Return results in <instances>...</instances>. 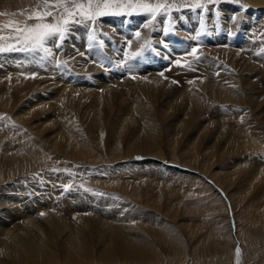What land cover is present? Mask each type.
Returning a JSON list of instances; mask_svg holds the SVG:
<instances>
[{
    "label": "rangeland",
    "instance_id": "374dc122",
    "mask_svg": "<svg viewBox=\"0 0 264 264\" xmlns=\"http://www.w3.org/2000/svg\"><path fill=\"white\" fill-rule=\"evenodd\" d=\"M241 1H243V0H91V7H89V0H35L31 3H29L27 5L28 7L24 6L23 8H20V10L16 9L17 11L14 9L13 10L0 9V49H2V51H0V70H2V72L0 71V76H2V75L4 76L3 80L0 79V123H1L0 124V131H1L0 137L4 138V142L3 143L0 142V166H1L0 167V196L5 198V200H6L5 203L12 202V200H13V203L19 207L20 205H24V202L25 203L27 202V206L29 207V209H37L36 212L40 213V212L44 211L43 213H45L44 209L51 208L49 205L50 202L51 203L54 202L55 203L54 205H56V201H58L59 199H64V198H58L59 194H62V195L64 193L66 194V193H68L67 192L68 190H69V192H78V195H80L82 199L81 198L78 199L76 197L70 198V196H68L67 198L64 199V201H72L73 204H78L80 199L83 201H89V203L87 202L88 209H87V211L84 212L86 215L95 214L98 216V213H95V210L93 208L96 207L97 209H101L102 211L104 210L102 207L98 206V204L102 205L106 211L110 210L108 212L113 211L115 208L123 209V210L118 209V211L121 213V215L119 217H121V220H124L123 222L125 224L124 225L125 232L127 230L126 234L129 233L131 235L132 233H136V234L141 235L145 231V230L143 231V229L141 228L142 224L152 220V218H155L158 221L160 220L164 224H168V225L170 224L169 226H171V228L173 229V237L176 236V234H177L176 232L181 234V236H184L185 240L183 239V241H185V242H183V243L186 246V248L188 247L187 249L185 248L186 250H184V251H186L185 254L189 253V255H191L192 254V248H194L196 246H200L201 242L203 241V238L206 236V234H208V236L209 235L214 236L215 237L214 239L216 240V242L221 241L225 246H223L221 248V247H218L219 244L217 245V243H216L217 246H215V251L213 252L215 257L213 254L208 253L209 255L206 256L207 259L205 258L204 260L209 261V259L214 257V259L216 261H218L219 258L220 259L222 258L223 253H225V252L227 253L229 251L228 253L232 254L234 260L237 259V260H235L236 262H240L243 264H247V263L248 264L249 263H251V264H263L264 263V206H263L264 205V170H263L264 169V110H263L264 104L259 103L257 105V107H255L254 103L250 104L251 101H248V103H247V101H245L244 103L242 102V104H243L242 109L239 110V112H233V111H229V110L227 111V109H229L228 108L229 104L221 103L220 101H222V100L219 99L220 95H218V94H210L209 95L206 92H203L201 90H200L201 92L199 91L198 94L201 96L205 95L202 97L205 98L206 101H210L211 102L210 105H205V106L200 107L199 105L194 106V105H191L190 103L188 104L187 102H183V101H185V98L184 99L181 98V95L184 94L185 92H187L189 90L188 88L195 87L196 85L193 83L191 85L188 84L189 85L188 86L186 84V82L190 83V80L184 81L183 78H181L182 77L181 75L180 76H178L176 74L172 75L173 73L169 72L176 65L175 64L176 63V57L178 55H179V57H180V55H182V57L184 59L183 62L179 63V64H181V67H182L181 69L183 70V72L185 71V73L191 72L193 75L192 76L193 81L195 79L201 80L202 78H204V80L206 79L207 81H209L208 84L210 85L213 81V78H214L213 76H215V75L219 76L223 71H225L228 68V64L221 66L220 67L221 69L217 70V74H216V71H214L212 69V65H211V62H209V59H207L205 56L203 57L204 53H199L198 51H201L203 46L204 45L206 46V42L207 41L209 42V40H211V42L214 41L216 43L220 40H223L225 42V43L222 42L223 46L226 44L224 46V48L226 47L227 49H229L230 47L234 48V46H235V48L237 50V49H241V47L243 48V46H242L243 43H245V45H246L247 40L250 39V36L252 33L254 34L256 26L259 22H257L256 20H252L251 27H248L247 29L245 28V30L241 28V25H239L237 33L241 34L240 35L241 37L240 36L238 37L239 39H241V43L240 44H238V43L234 44V43H230V41H232V39L229 40L230 37H228L226 35L225 30H227L228 26L223 25V23H220L219 22L220 18H216L218 13L220 14V16H222L223 7H225L226 12H230V13H235V11L238 10V9H236L234 11L232 8L230 9L231 6L240 7L243 9V7L246 3L241 2ZM257 1L259 2L260 0H257ZM236 2H237V4H236ZM106 3L109 5V7H107V8L104 7V5ZM259 3L264 4V0H261V2H259ZM145 4L150 5L151 8L156 9V11L153 12V11H150L148 9H145L144 7H141V5H145ZM229 4H231V5H229ZM77 5H83L84 7L79 8V7H77ZM157 5H160L161 7H159L157 9V7H156ZM168 6L170 7V9L168 8ZM202 6H203V8H202ZM228 7H229V10H227ZM26 9H27V11H26ZM208 9H209V11H208ZM203 10H204V13H203ZM225 11H224V13H225ZM68 12H71L72 15L69 16ZM82 12L91 14V19H89L87 15H81ZM98 12H102L103 14L97 15L96 13H98ZM191 12H192V14H191ZM20 13H21V15H20ZM193 13H194V15H193ZM144 15H145V17H144ZM163 15H164V17H163ZM209 15H210V17H209ZM173 16H174V18H173ZM184 16H185V18H184ZM83 18H84V20H83ZM195 18H196V21L198 20L196 23L197 24L196 26H194V24L192 23L195 21ZM215 18H216V20H214ZM161 19L164 20V22H165L164 27L166 28V30H167L166 32H168V34L170 36L173 34L174 35L180 34L179 28H177V26H179V25H180L179 27L184 26L183 27L184 36H182L176 42H173L171 40L170 41L165 40L168 38L164 36V32L162 31L163 29L161 30V23L158 21ZM183 19H184V21H183ZM185 19H187V20L185 21ZM65 21H67V23H65ZM99 21H100V23H99ZM147 21H148V23L149 22L151 23L150 32H149L147 42L141 47V49H140L141 51L139 50V52L141 53L140 54L141 56L138 55V56L132 57V55L130 56L129 52L127 51V49H129V45L131 44V40L129 37L134 35V33H136L137 30L142 29L143 26H141V25H145V23ZM201 21H202V23H201ZM226 21L228 22V20H226ZM83 22H86L87 24H92V25H90L91 28L94 29V27H96L98 32L102 31V32H100L101 35L96 34L97 38H99L101 40H106L109 38L110 47L114 48V46H115V48L113 49L114 50L113 56H115L114 60H113L114 61L113 73L116 74V78L114 80H112V83L114 85H119V87L117 88V91L119 94V96H117V99L122 100V102L121 101H119V102L124 103L128 106H129V103L131 104L133 101L140 102L143 100L144 102H147V103L151 102L152 104L150 103V105H149V103H148V105L151 106L152 109L153 108L155 109L154 110L155 113L156 112H159L160 114L162 113L161 114L162 116L159 113H156L157 115L155 114V116H154L155 118L153 119V121L156 122V126H157L156 128L159 130V136H160V140H159L160 147H159V149L162 148L164 151H166L170 155L174 154L175 156L171 155V157L172 158L175 157L173 159H176L177 161L180 159L179 160L180 164L178 165V163H177L176 165H174V164L170 165L165 160L164 161L159 160V161H162L166 165H169V167L173 166L172 168H174L178 171H181L185 174L189 173L190 174L189 178L180 172H178L176 174L175 173H167L166 174V173H163L162 171H160L158 169H155L153 171V169H152L153 167H150V166H149V168L146 166H142V165H137L138 167H135L136 165H135V163H133V166L134 165L135 166L132 167V165L127 164L128 162H126V163L119 162L122 159V157L121 158H115L117 155V152H119L120 150L121 151L123 150L122 145L124 148L127 145L129 137L133 133L132 130L135 129L134 125L129 126V128H127L126 134L124 135L126 138H123L125 140V141L123 140L124 144H122L121 147L119 148L120 150L117 151V149L115 150L114 147L111 146L113 143V140H111L112 138L109 135L110 129L106 130V128H105V130H104V129H99V128L93 126L92 122H90L93 119L88 120V118H85L84 120L85 121L87 120L88 124L84 120H81V123L83 124V129H85L84 131H87L86 133L84 132L85 135L87 134L86 135L87 138L89 139V136H90L93 139L95 138L98 140V142L96 144L99 148L97 146L96 147L92 146L91 147L92 155H89L90 157L88 159H86V162H93L92 164L94 165V166L93 165L91 166V171L89 173L79 171L80 168L78 167V165L80 163L83 164L82 162H80V160L72 159L70 156L67 155L66 157L68 158V161H66L67 158H65L62 155V151L51 150L50 153L48 154V156L46 155V156L42 157V160H40L37 163L33 160V158L25 156L22 153V151L16 147L17 142L15 143L14 141H12V139L14 137H16L15 133L18 132L19 128L23 129L24 131H26V130L30 131L31 129H33L32 126H34L36 123H39L40 121L46 120V118L48 116H49V119L52 120L53 123H57L58 125L60 124V121L57 119V117H54L57 115L56 109L51 110L52 108H51V106H49V105H51V103L53 105V101H51V100H53L52 98H55L58 95L51 94L49 92H52V87H56V85H58L57 84L58 79L60 77H63L62 74L67 72V70H66V68H63L64 71L61 70L59 74H55V73L51 72V70L50 71L47 70V73H46L47 68L45 66H43V64L44 65L47 64L48 59H52V57H53L52 55H55V49L53 50V47H56V45H60L64 41H65V43H68L67 33H68L69 29L72 30L71 27L75 26L76 23L82 24ZM95 22H96V24H95ZM171 22H174V23H171ZM218 22H219V24H218V26H216ZM38 23L39 24H49L50 23L52 25L58 26L60 28L63 36H64L63 40H60L58 38H50L49 40L45 39V41H44L45 43L43 44V47L45 46L46 48L52 50L51 55H49L47 52H45L43 50V48H41L35 42V40L25 38L27 36H34L35 35V33H30L29 29L35 28L36 24H38ZM167 23H168V26H167ZM97 24H99V25L102 24V26H99ZM213 24H215L216 27L215 26L213 27ZM170 25H171V27H170ZM110 26H111V28H113L114 31L110 28ZM219 26H221V27H219ZM206 27L210 31L206 30ZM108 28L113 31V34L115 35V37L110 38V36L112 34L109 35L108 32H105V30ZM156 29H159L158 32ZM175 29H177L178 31ZM215 32H216V34H215ZM221 32L223 33L222 35H224V36L219 37V34ZM201 33H202V35H201ZM65 34H66V36H65ZM125 34H127V35H125ZM190 34H191V36H190ZM208 35L210 37H207ZM121 36L124 37L125 39L122 38ZM188 36H190L191 40L189 39ZM204 38H207L208 40L205 41ZM51 39H53V40H51ZM188 39H189V43L188 42L186 43V41ZM50 40L52 42H50ZM244 40H246V42H244ZM46 41H47V44H46ZM97 41L99 43H101V41H99L98 39H97ZM128 41L130 42L129 44H128ZM55 42H56V44H55ZM69 43H70V45L73 44L72 42H69ZM126 44L128 46H126ZM228 44H230V45H228ZM232 44H234V45H232ZM97 45H99V44H97ZM186 45H187V48H186ZM211 45L212 46L213 45L219 46L220 44H211ZM100 46H101V44L99 45V47ZM177 46L180 49L179 52H176L174 50L175 47H177ZM208 46L210 47V45H208ZM101 47L103 49L105 48L104 46H101ZM9 48H10V50H9ZM14 48L17 50H15ZM59 48H60V46L57 47V49H59ZM88 48L89 47H87V45L82 46V48L80 47L81 51L77 52L78 56L81 55L83 52L84 53L82 55H84V56L87 55V53H89ZM118 48H119V50H118ZM158 48H159V50H156ZM193 48L196 49V54L194 56L188 55V53H190ZM38 49L41 51H39ZM20 51L22 54H31V52H32V55L34 53V55H36L37 57H40L38 59L40 62L39 63L40 67L37 68V70H36V65L32 62V64L34 65L33 69L31 67V68L26 69L22 73L18 72L17 67H16L17 63H21L22 61H20V60L16 61L15 60V57H16L15 54H16V52H20ZM36 52H38V54H36ZM58 52L60 53V51H58ZM58 52L56 50V54H59ZM161 54H163L164 56ZM38 55H40V56H38ZM44 55H45V57H44ZM153 55H154V57H153ZM239 55H240L239 57L242 59L241 61H243L242 65H245L248 69H251L253 71L252 73H254V71H255V73H261V74L264 73V65H263L264 63L259 62L258 60H256L252 56H249V55L247 56V54L243 55L242 52H240ZM189 56L191 58L193 56L194 59L189 58ZM86 57L87 56H85L84 58H86ZM211 57H212V55H211ZM201 58H202V61H201ZM250 58L253 60H250ZM4 59H6V60L4 61ZM189 59H191V60H189ZM57 60H58V63H57ZM57 60H56V65H57L56 68H60L61 65L59 64L60 63L59 60H61V59H57ZM9 61H11V62H9ZM254 61L256 63V66L253 64ZM93 62H95L98 65H101L98 63V61L93 60ZM142 62H143V64H142ZM178 62L179 61L177 60V63ZM194 63H195V65H194ZM260 63H262V65ZM115 64H116V66H115ZM127 64H129L130 66ZM219 65H220V63H219ZM219 65L218 66L216 65L215 68L219 67ZM126 66H128V67L126 68ZM152 66H155L157 68V70H155V71H157V72L162 71L163 73H164L163 70L167 67L166 71H167V74H169L168 76H170V77H168L169 83L168 84L165 83L167 86L165 84H162V85L159 84V85H157L156 89H152V88L144 86L143 79H144V77L148 79L149 76L152 75L151 74L152 71L149 70ZM65 67H67V65ZM189 67H191V68H189ZM230 67L231 66H229V68ZM6 68L9 70H7ZM138 68L141 70H139ZM223 68H225V69L223 70ZM259 68L261 69V72H260ZM202 69H203V71H202ZM5 70H6L7 75L4 72ZM39 70H41V71H39ZM211 70H213V71H211ZM220 70H222V71H220ZM262 70H263V72H262ZM35 71H36V73H35ZM38 71H39V73H38ZM42 72H44V73H42ZM93 72L94 71H90L89 73L84 74V76L89 79V82L91 81L92 76L95 75V74H93ZM31 73H33V74H31ZM10 74H11V76H10ZM48 74L51 75L52 79L49 77L50 75H48ZM71 74L68 73V76H71ZM240 75H238V79H236V84L237 85L240 84V86H239L240 88H238V91L235 90L236 91L235 92L234 89L233 90L225 89L226 91L223 90V93H225V95L232 96L233 100H228V101H238V99H240L241 95L242 96L245 95V94H243V91H242V85L243 84H242V81L240 79V78H243V80H244L245 76H244V74H240ZM5 78H7V79H5ZM48 79H50L51 81ZM8 80L9 81L11 80L10 84L8 83L9 82ZM141 80H142V82H141ZM15 81H18L19 83L15 82ZM42 81H44V82H42ZM254 81L258 82L256 79H254L252 82H254ZM6 82L9 86L6 85ZM13 82H15L14 85H13ZM40 82L42 84L44 83L46 86L44 84L40 85L41 84ZM91 82H90V84H91ZM24 83H25V85H24ZM11 84L13 85V87H11L12 86ZM15 85L17 87H15ZM60 85H61V88H58V90H56L57 94H58L59 90H62V88H63L62 83ZM39 86H42V87H39ZM91 86H92V84H91ZM249 86H251V85H249ZM137 87L138 88L140 87L139 90L146 91L145 95H140V97L136 96L134 93L136 92V89L138 90ZM152 90H156V91L160 92V94H158V98L157 97H153V98L151 97V91ZM257 90L264 92V80L258 86ZM8 91L11 94V96L8 93ZM233 91H234V93H233ZM132 92H134V93H132ZM226 92H228V93H226ZM39 93H40V95H38ZM17 94H18V96H17ZM141 94H142V92H141ZM35 95H36V97H35ZM47 95H48V97H47ZM49 95H52V96L49 97ZM134 95H135L136 99H133ZM41 96L44 99L46 98L45 100L47 102L49 101L48 102L49 105L47 103H45L46 101ZM143 96H145V97H143ZM222 96H223V94H222ZM14 98H16V99L14 100ZM17 98H19V99H17ZM234 99H236V100H234ZM3 100L4 101L6 100V102H4ZM9 100H11V101H9ZM7 101H9L11 103L7 104ZM29 101H31L32 103ZM186 101H189V100L186 99ZM214 101H215V103H214ZM16 102H17V104H16ZM27 102H29V103L27 104ZM1 103H2V105H1ZM33 103L36 104V106L33 105ZM212 104H213V106H211ZM26 105L29 108H27ZM14 106L16 108H14ZM208 106H211V107H208ZM4 107H5V109H4ZM36 107H37V109H35ZM48 107H49V109H48ZM65 107H66V109H70L69 106H67L66 104H65ZM168 107H169V110L167 109ZM218 107H220L224 110H221ZM217 108H218V110H217ZM14 109L17 110L18 112L17 111L13 112ZM26 109L28 112L25 111ZM44 109L46 110V112ZM35 110H37V111H35ZM41 111L43 112V114H40ZM160 111H162V112H160ZM25 112H27V113H25ZM30 112H33V113H30ZM38 114L40 115V117ZM51 114H54V115H51ZM64 114H66L65 119L67 120V116L69 114L67 112H64ZM168 114H170V115L168 116ZM235 114H237V116ZM18 115L19 116L22 115L23 119H22V117H19ZM24 115H26L29 119L27 120V117ZM165 116H167V117H165ZM190 117L192 120L190 119ZM11 118H13L14 122H12V120H10ZM60 119H61V123L63 124V121H65V119L64 118H60ZM58 121H59V123H58ZM185 121H187L188 123ZM65 123H66V125L68 124L67 125L68 128L72 127L71 128V131H72L73 130L72 124H70V122L67 123V121H65ZM89 124H90V126H89ZM91 124L93 127L92 129H91ZM224 124H226V125L224 126ZM183 127H185V128H183ZM235 128L237 130L236 132H235ZM239 128H241L243 130H241ZM182 129H185V130H182ZM186 129H188V130H186ZM227 129L230 131L228 132ZM198 130H199V132H198ZM239 130H241V131L239 132ZM66 131H68L66 133H69V134L71 132V131H69V129ZM91 131L93 133H91ZM81 132H82V130H81ZM94 132L96 134H94ZM134 132H136V131H134ZM219 132L221 133V136H220ZM223 132H226V134ZM10 133H12L11 136H10ZM100 133L103 135H100ZM107 133H108V135H107ZM234 133L236 136L233 135ZM239 133L240 134L242 133L241 135H244V136L241 137V135H239L240 138H238ZM46 134H47V130H45L43 132L42 137L45 138ZM127 134H129V136H127ZM6 135L8 138L6 137ZM93 135L96 137H94ZM105 136H106V138H105ZM194 137H196V138L194 139ZM225 137H227L229 139H227ZM233 137H234V139H233ZM245 137H246V140L244 139ZM249 137H250V140H249ZM230 139H231V142H229ZM10 140L12 142H10ZM85 140H86V137H85ZM126 140H127V142H126ZM219 140L221 141V143ZM7 141L10 143H8ZM239 141H241V143ZM106 142H107V144H106ZM214 142H217V143H214ZM11 143H13V144H11ZM14 143H15V145H14ZM201 143H203V145ZM228 143L230 144V146L227 145ZM103 145H105L104 147L107 146L106 150H105V148H102ZM173 145H175V146H173ZM213 145H215V146H213ZM195 146H196V148H195ZM227 146L229 148H227ZM242 146H245V147L242 148ZM110 150H112V151H110ZM53 151H54V153H53ZM109 152H111V153L113 152L112 154H114V152H115V157H114V155L111 156V154ZM106 153L107 154L109 153V154L107 155ZM121 154L123 155V152ZM146 155L142 154V156L140 155V156H137L135 158H132L133 159L132 161L138 162V163H143L144 161H148L147 158L145 159ZM127 158H128V156H127ZM127 158H125V160ZM192 158H194V160H193L194 163L191 160ZM69 159H72L74 161L73 162V163H75L74 165H77V164L78 165L73 166V163L71 161L69 162ZM167 159H169V158H167ZM102 160H104V161H102ZM122 160H124V159H122ZM64 161H65V163H64ZM155 162H157V161H155ZM181 162L187 163V164L192 163V164H194V166L196 165L197 168L200 170H198L199 172H192L188 166L186 168L185 165H183V164L181 165ZM95 163H96V167H95ZM43 164H45V166ZM122 166H124V167H122ZM76 167H78V168H76ZM140 169H142V172ZM229 169L232 171L231 172L232 174L230 175L231 182H228V187H229V189H228L224 184L223 185L220 184L218 182L219 178L217 180L216 179L217 177H215L214 175H215L216 171L220 170L219 174L221 175V173H223L222 175L224 176V174H226V171H229ZM147 170L149 172H147ZM260 172L262 174L261 176H260ZM65 173H66V176H65ZM50 174L54 175V177L51 178ZM195 174L197 176H195ZM204 174H207L208 177L210 176L213 181L210 179V177L208 178ZM174 175H175V177H174ZM198 175H199V177H198ZM40 176H43V177H41V179L42 180L44 179L43 181L45 183L43 181H42L43 184H40L41 182L37 183L40 180V178H39ZM192 176H194L195 179ZM56 177H58L57 178L58 181L55 180ZM196 177H197V179H196ZM199 179L200 180L202 179V181L203 180L204 181L202 182ZM163 181H164V184H163ZM183 181H184V183H183ZM48 182H50V183H48ZM111 182H113V183H111ZM116 182H117V184L119 183L118 185H120V186H118V188H113L112 185ZM193 183H194V185H193ZM198 183H199V185H198ZM202 183H203V185H202ZM215 183H216V185H215ZM217 183H219L218 185L223 186L222 190L219 188ZM108 184H110V185H108ZM123 184H128V188H126ZM39 185H41V186H39ZM53 185H55V186L53 187ZM161 185L166 186V192L162 191ZM206 185L209 186V187H207V189L205 188ZM123 186H124V188H123ZM38 187H40V188L42 187L44 191L38 189ZM154 187H155V189H154ZM167 187H168V189H167ZM172 187L174 189H172ZM225 187H226V189H225ZM9 190H11V191H9ZM61 190L64 193H61ZM13 191H14V193L12 196L11 192H13ZM157 191L159 192V194L160 193H167V195L166 194L163 195L162 198L165 197L164 201H166V202L170 201L172 203V201H173V203H175L173 208H172L173 204L169 203V205L171 206L172 209H170L168 204H167V206H168L169 210L168 209L164 210L163 204L158 206V207L162 206L161 209L159 208V210H157L155 208L154 200L157 197H159V194L157 193ZM229 192H231V194H233V197L228 196V195H230ZM179 193H181L183 195V197ZM25 194H28L29 196L25 195ZM48 194H49V196H48ZM171 194H172V196H171ZM68 195H70V193H68ZM71 195H72V193H71ZM184 195H185V197H184ZM14 196L16 198H19V199H16ZM65 196H67V195H65ZM203 197H204V199H203ZM167 198H169L168 201H167ZM209 198H210V200H209ZM36 199L38 200V202L36 201ZM73 199H74V201H73ZM92 199H94V200H92ZM232 199L235 201H231ZM176 201H177V203H176ZM203 201H205L206 204H204L205 202H203ZM93 202H95L96 205ZM233 202H235L236 206L233 205ZM93 204H94V206H92ZM176 204H177V206H176ZM198 204L199 205L201 204V206H199ZM47 205H49V206H47ZM65 205L66 204L61 205L62 207L59 206L61 208V210H59L58 212L61 215H63V217H66L70 222L78 221L79 217L81 216V213H79V211H77V210H75V211H73L71 209L69 210V208H68L70 206L69 202L67 203L66 207H65ZM105 205H107V208ZM110 205H113V210H112ZM225 206H226V208H225ZM37 207L40 209H38ZM42 208H44V209H42ZM97 209H96V211H97ZM176 209H178V212H176L177 216L173 217L172 216L173 210H176ZM7 210L8 209H6V211ZM233 210H236V212ZM235 213H236V215H235ZM149 225H150V227H152L154 229H156V227H158L156 225L155 226L154 225L151 226V224H149ZM141 229H142V231L140 232ZM145 229H146V227H145ZM237 231H238V233H237ZM254 233L258 234V236H259L258 237L259 239L256 241L254 239H252V236L255 235ZM259 234H262V235L260 236ZM106 236L107 235H105L104 233L98 234V235L94 234L93 237H91V239H90L94 243L91 242L90 244H92L94 249H96V250L99 248H101L102 250L103 249L108 250L109 247L106 245V242H107L109 236H107V237ZM173 237L169 235V239L172 241H173ZM200 240H201V242H200ZM173 242L177 243L176 240H174ZM62 251H64L63 248H61V247L57 248V252L61 253ZM216 252H217V254H215ZM113 253H114L113 254L114 258H119L121 256V255H119L118 252H113ZM95 255L96 256L93 255V257H95L97 259L98 258L101 259V256L99 257V255H97V254H95ZM257 255H259V257H256ZM261 255L263 256L262 259L260 257ZM204 260H202V261L205 262Z\"/></svg>",
    "mask_w": 264,
    "mask_h": 264
},
{
    "label": "bare ground",
    "instance_id": "6f19581e",
    "mask_svg": "<svg viewBox=\"0 0 264 264\" xmlns=\"http://www.w3.org/2000/svg\"><path fill=\"white\" fill-rule=\"evenodd\" d=\"M33 1H35V0H0V9H3V10H5V9L6 10H13V9L16 10V9H19L20 10V8H23L24 6H27L29 3L33 2ZM241 2H245L247 4V5L246 4L244 5L243 9L240 8V7L231 6L230 9L232 8L234 11L236 9H238V10H236L235 13H230V12H226L225 11V7H223V9H222V11H223L222 16H220V14L218 13V15L216 17V18H220L219 19V22L220 23H223V25H227L228 26L227 27V30H225V29L224 30L226 31V35L228 37H230L229 40L232 39V41H230V43H234V44H237V43L240 44L241 43V39L238 38L241 34L237 33L238 28H239L238 27L239 25H241V28L245 30V28L247 29L248 27H251L252 20H256L259 23L256 26V29H255L254 34L253 33L251 34L250 39L247 40V42H246V40H244V42H246V45H245V43H243V45H242L243 48L241 47V49H237L236 50L235 46H234V48L233 47H230L229 49H227L225 47L226 48L225 49L224 46L226 44L223 46V43H222V42H224L223 40H220L217 43L214 42L213 40H212L213 42H211V40H209V42L208 41L206 42V46L204 45L203 48L201 49V51H198L199 53H204L203 57L205 56L207 59H209V62H211V65H212V69L214 71H216V74H217V70L221 69L220 68L221 66H223L225 64H228V68L225 71H223L222 73L220 72L221 74L219 76H216V75L213 76L214 78H213V81H212V83L210 85L208 84L209 81H207L206 79L204 80V78H202L201 80L200 79L199 80H196L195 79L193 81L192 80V76H193L192 73L191 72L190 73H185V71L183 72V70L181 69L182 67H181V64H179V63L183 62V60H184L183 57H182V55H180V57H179V55L176 57V63H175L176 65L169 72L170 73H173L172 75H174V74H176L178 76L181 75L182 76L181 78H183L184 81L190 80V83H187L186 82L187 85L188 84L191 85V84L194 83L197 86V87L195 86V87L188 88L189 90L187 92H185L184 94L181 95V98H183V99L185 98V101H183V102H187L188 104L190 103L191 105H194V106L199 105L200 107L205 106V105H210L211 102L210 101H206L205 98L202 97V96H205V95H202L201 96V95L198 94V92L201 90L203 92H206L209 95L210 94H218V95H220L219 96L220 97L219 99L222 100L220 102L221 103H227V104H229V106H228L229 109H227V111L229 110V111H233V112H239V110L242 109V105H243L242 102L244 103L245 101H247V103H248V101H251L250 104H253L254 103V106L255 107H257V105L259 103L264 104V92L263 91L261 92V91H258L257 90L258 86L264 80V73L263 74H261V73H255V71H254V73H252L253 71L251 69H248L245 65H242L243 61H241L242 59L239 57L240 56L239 53L242 52L243 55L244 54H247V56L248 55L249 56H252L256 60H258L259 62L264 63V4L259 3V2H261V0L259 2L257 0H243ZM236 4H237V2H236ZM229 5H231V4H229ZM168 8L170 9L169 6H168ZM202 8H203V6H202ZM227 10H229V7L227 8ZM26 11H27V9H26ZM208 11H209V9H208ZM224 11H225V13H224ZM21 13H20V15H21ZM203 13H204V10H203ZM191 14H192V12H191ZM193 15H194V13H193ZM174 16H173V18H174ZM144 17H145V15H144ZM163 17H164V15H163ZM209 17H210V15H209ZM184 18H185V16H184ZM216 18L214 20H216ZM83 20H84V18H83ZM186 20L187 19H185V21ZM226 20H228V22ZM158 21L161 23V30L163 29L162 31L164 32V36L168 38V39H165V40H169V41L171 40L173 42H176L182 36H184V34H183L184 33V29H183L184 26L183 27H179L180 25L177 26V28H179L180 34H178V35H174L173 34V35L170 36L168 34V32H166L167 31L166 28L164 27V25H165L164 20L161 19V20H158ZM183 21H184V19H183ZM197 21H196V18H195V21L192 22L194 24V26L197 25L196 24ZM219 22L217 23L216 26H218ZM85 23L86 22H83L82 24L76 23L75 26L72 25L73 26V27H71L72 30L69 29V31L67 33V41H68V43H65V41H64L63 43H61L59 45L60 46L59 49H57V45H56V47H53V50L55 49V55H52L53 56L52 59H48L47 64L44 65L42 63L43 66H45L47 68L46 69V73H47V70L48 71L51 70V72H53L55 74H59L60 71L63 70V68H66V70H67V72H65V73L62 74L63 77H60L58 79V83H57L58 85H56V87H52V92H49L51 94L58 95L57 97L52 98L53 100H51V101H53V105H52V103H51V105H49V103H48L49 101L47 102L45 100L46 98L44 99L41 96L46 101L45 103H47L49 106H51V108H52L51 110L56 109L57 115L54 116V117H57V119L60 121V124L58 125L57 123H53L52 120H50L49 119V116H48L46 118V120L40 121L39 123H36L34 126H32L33 129L30 128L31 129L30 131H27V130L24 131L23 129H20L19 128L18 132L15 133L16 134L15 135L16 137H14L12 139V141H14L15 143L17 142L16 147L18 149H20L25 156H28L30 158H33V160L35 162H37V163L40 160H42V157H44L46 155L48 156V154L50 153L51 150H58V151H62V155L65 158H67L66 156L68 155L72 159L80 160V162H82L83 164H81V163L79 165L77 164L78 167L80 168L79 171L80 172H88L89 173L91 171V166L93 165L92 164L93 162H86V159H88L90 157L89 155H92V153H91L92 152L91 147L92 146H95L96 147L97 146L96 143L98 142V140L95 139V138L93 139L90 136H89V139L87 138V136H86L87 134L86 135L84 134V132L86 133L87 131H84L85 129H83V124L81 123V120H84L85 118H88V120L89 119L90 120L93 119L92 121H90V122H92L93 126L99 128V129H104V130H105V128H106V130L110 129L109 130L110 131V134L109 135L112 138L111 140H113V143H112L111 146H113L115 150L117 149V151L120 150L119 148L121 147L122 144H124L123 143V140H124L123 138H126L124 135L126 134L127 128H129V126H133L134 125L135 126V129H133V130L136 131V132H134L132 130L133 133L129 137L128 143L125 146V148L122 145L123 150L122 151L120 150L119 152H117L116 157H115V152H114V154H112L113 152L112 153L109 152L111 154V156L114 155L115 158H121L122 157V159H124V160L121 159L119 162H124V163L128 162L127 164L128 165H132V167H134L135 165H136L135 167H138L137 165H142V166H146L148 168H149V166L150 167H153L152 168L153 171L155 169H158V170H160V171H162L163 173H166V174L167 173H175L176 174L178 172L183 173L181 171H178V170L172 168L173 166H170L169 167V165H166L162 161H159V160H163V161L165 160L170 165H172V164L176 165L177 163H178V165L180 164V162H179L180 159L177 161L176 159H173L175 157H173V158L171 157V155L175 156L174 154H171L170 155L169 153H167L166 151H164L162 148H161L162 150L159 149V147H160V144H159V140H160L159 130L156 128L157 127L156 126V122L153 121V119L155 118L154 117L155 114L156 113H159V112H156L155 113V111H154L155 109L154 108L152 109L151 106H149L151 102H148L149 103V105H148V103L147 102H144L143 100L140 101V102L133 101L131 104L129 103V106H128V105H126L124 103H121L122 102L121 99H117V96H119L118 91H117V88L119 87V85H114L112 83V80H114L116 78V74L113 73V70H114V61L113 60H114V57H115V56H113V53H114V50L113 49L115 48V46H114V48L110 47L109 38L106 39V40H101V39L97 38V35L98 34L101 35L100 32H102V31L98 32L96 27H94V29L91 28L90 25H92V24H87V23L85 24ZM99 23H100V21H99ZM171 23H174V22H171ZM201 23H202V21H201ZM95 24H96V22H95ZM97 25H99V24H97ZM150 25H151V23L150 22L148 23V21H147L145 23V25H141V26H143L142 29H139V30L136 29L137 30L136 33H139V36L138 37L136 36V33H134V35H132L130 37L128 36L130 38V40H131V44L129 45V49H127V51L129 52V55L130 56L134 52H139V50L141 49V47L147 42V39H148V36H149V32H150ZM99 26H102V24H100ZM167 26H168V23H167ZM214 26H215V24H213V27ZM170 27H171V25H170ZM219 27H221V26H219ZM110 28H111V26H110ZM111 29L113 30V28H111ZM111 29L108 28V29L105 30V32H108L109 35L112 34L110 36V38L115 37V35L113 34V31L114 30L112 31ZM156 30L158 32L159 29H156ZM175 30H177V29H175ZM206 30H208L207 27H206ZM208 31H210V30H208ZM215 34H216V32H215ZM222 34L223 33L221 32L219 34V37L224 36ZM125 35H127V34H125ZM201 35H202V33H201ZM65 36H66V34H65ZM190 36H191V34H190ZM190 36H188L189 39H190ZM207 37H210V36L208 35ZM122 38H124V37H122ZM97 39L99 41H101V43H99L97 41ZM189 39L186 41V43L187 42L189 43ZM204 39H205V41L208 40L207 38H204ZM51 40H53V39H51ZM51 40H50V42H52ZM69 42H72L73 44L70 45ZM46 44H47V41H46ZM55 44H56V42H55ZM97 44H99V45L101 44V46H104L105 48L103 49L101 46L99 47V45H97ZM128 44H129V41H128ZM211 44H220L221 46L220 45L219 46L218 45L217 46H214V45L212 46ZM234 44H232V45H234ZM84 45L85 46L87 45V47H89L88 48L89 49L88 50L89 53H87V55H85V56H87L86 58H84L85 56L82 55L84 52L81 55H79V56H78V53H77V52L81 51L80 47L82 48V46H84ZM208 45H210V47ZM228 45H230V44H228ZM126 46H128V45L126 44ZM44 48H46V47L44 46L43 49ZM186 48H187V45H186ZM9 50H10V48H9ZM15 50H17V49H15ZM56 50H57V52L60 51V53L58 52L59 54H56ZM118 50H119V48H118ZM156 50H159V48L156 49ZM174 50L176 52H179L180 51V49H179L178 46L175 47ZM39 51H41V50H39ZM36 54H38V52H36ZM15 55H16V57H15V60L16 61H19V60L22 61L21 63H17V66H16L17 67V71L20 72V73L24 72L26 69L31 68V67L33 69L34 65L32 64V62L36 65V70H37V68L40 67L39 66V63L40 62L38 60L40 57H37L36 55H34V53L32 55V52H31V54H22L21 51H20V52H16ZM161 55H163V54H161ZM188 55H189V53H188ZM211 55H212V57H211ZM38 56H40V55H38ZM44 57H45V55H44ZM132 57H133V55H132ZM153 57H154V55H153ZM189 58H191V57L189 56ZM202 58H201V61H202ZM251 58H250V60H253ZM57 59H61V60H59L60 61L59 64L61 65L60 68H56L57 67V65H56V60ZM191 59H194V57L192 56ZM191 59H189V60H191ZM5 60L6 59H4V61ZM93 60L98 61V63L101 64V65L96 64L95 62H93ZM177 60L179 61L178 63H177ZM9 62H11V61H9ZM57 63H58V60H57ZM219 63H220V65H219ZM262 63H260V64L262 65ZM142 64H143V62H142ZM253 64L256 66L255 61H254ZM66 65H67V67H65ZM127 65H129V64H127ZM194 65H195V63H194ZM216 65L217 66L219 65V67L215 68ZM115 66H116V64H115ZM229 66H231V67L229 68ZM127 67L128 66H126V68ZM189 68H191V67H189ZM166 69H167V67L163 70L164 73L162 71L161 72H157V71H155V70H157V68L155 66H152L149 69L150 71H152L151 72L152 75L149 76L148 79L145 78V77L143 79L144 86L149 87V88H152V89H156L157 85H159V84H161V85L162 84H165V83L168 84L169 83L168 77H170V76H168L169 74H167ZM224 69L225 68H223V70ZM7 70H9V69H7ZM139 70H141V69H139ZM213 70H211V71H213ZM0 71L2 72V70H0ZM39 71H41V70H39ZM39 71H38V73H39ZM90 71H94L93 74H95V75L92 76V79H91L92 82L90 81L91 84H92V86H91V84L89 82V79L84 76V74L89 73ZM202 71H203V69H202ZM220 71H222V70H220ZM4 72L6 73V70ZM260 72H261V69H260ZM262 72H263V70H262ZM35 73H36V71H35ZM42 73H44V72H42ZM68 73L69 74L72 73L71 76H68ZM31 74H33V73H31ZM240 74H244V76H245L244 77V80H243V78H240L239 77L241 79V81H242V84H243L242 85V91H243V94H245V95L244 96L241 95L240 96V99H238V101H228V100H233L232 99V96L225 95V93H223V90H225V89L233 90L234 89V91L235 90L238 91V88H240L239 87L240 84L239 85L236 84V79H238V75H240ZM6 75H7V73H6ZM48 75H50V74H48ZM2 76H0V79L1 80H3V78H4V76L3 77ZM10 76H11V74H10ZM49 77L51 78V75ZM5 79H7V78H5ZM254 79H256L258 82H255V81H254L255 83L252 82ZM48 80H50V79H48ZM10 81L8 82L9 84H10ZM15 82L19 83L18 81H15ZM15 82H13V85L15 84ZM42 82H44V81H42ZM141 82H142V80H141ZM25 83H24V85H25ZM61 83H62L63 88H62V90H59V92L57 94V91L56 90H58V88H61V85H60ZM43 84L41 83L40 85H43ZM6 85L9 86L7 84V82H6ZM13 85L11 87H13ZM249 85H251V86H249ZM15 87H17V86L15 85ZM39 87H42V86H39ZM139 88H138V90L136 89V92L135 93L134 92H132V93H134L138 97H140V95H145L146 91L139 90ZM234 91H233V93H234ZM141 92H142V94H141ZM8 93H9V91H8ZM226 93H228V92H226ZM158 94H160L159 91H156V90H152L151 91V97L152 98L153 97H157L158 98ZM222 94H223V96H222ZM38 95H40V93ZM135 95H134V98L133 99H136L135 98ZM10 96H11V94H10ZM17 96H18V94H17ZM51 96L52 95H49V97H51ZM35 97H36V95H35ZM47 97H48V95H47ZM143 97H145V96H143ZM15 99L16 98H14V100ZM17 99H19V98H17ZM186 99L189 100V101H186ZM234 100H236V99H234ZM9 101H11V100H9ZM9 101H7V104H10L11 103ZM119 101H121V102H119ZM4 102H6V100ZM29 102H31V101H29ZM29 102H27V104ZM2 103H1V105H2ZM214 103H215V101H214ZM16 104H17V102H16ZM65 104L67 106H69L70 109H66ZM33 105L36 106V104H34V103H33ZM211 106H213V104ZM211 106H208V107H211ZM14 108H16V107L14 106ZM27 108H29V107L27 106ZM218 108L221 109V110H224V109H222L220 107H218ZM218 108H217V110H218ZM4 109H5V107H4ZM35 109H37V107ZM48 109H49V107H48ZM167 109L169 110V107ZM15 111H17V110L14 109L13 112H15ZM25 111H27V109ZM35 111H37V110H35ZM27 112H25V113H27ZM45 112H46V110H45ZM64 112H67L69 114V115L67 114L68 115L67 116V120L65 119L66 114H64ZM160 112H162V111H160ZM30 113H33V112H30ZM40 114H43V112L41 111ZM51 115H54V114H51ZM169 115L170 114H168V116ZM235 115L237 116V114H235ZM24 116H26V115H24ZM19 117H22V115L19 116ZM39 117H40V115H39ZM165 117H167V116H165ZM60 118H64L65 121H67V123L70 122V124H72V126H73V130L74 131L73 130L71 131V128L72 127H70V128L67 127L68 124L66 125L65 121H63V124H62ZM22 119H23V117H22ZM28 119L29 118L27 117V120ZM190 119H191V117H190ZM10 120H12V122H14L13 121V118H11ZM59 121H58V123H59ZM85 122L87 123V120ZM185 122H187V121H185ZM92 124H91V129L93 128L92 127ZM225 125L226 124H224V126ZM89 126H90V124H89ZM183 128H185V127H183ZM68 129H69V131H71L70 134L69 133H66V132H68V131H66ZM239 129H241V128H239ZM45 130H47V134H46V137L43 138L42 136H43V132ZM81 130H82L83 133L81 132ZM182 130H185V129H182ZM186 130H188V129H186ZM241 130H243V129H241ZM241 130H239V132ZM229 131L230 130H228V132ZM236 131L237 130L235 128V132ZM198 132H199V130H198ZM91 133H93V132L91 131ZM223 133L226 134V132H223ZM94 134H96V133L94 132ZM241 134L240 133L238 134V138H240L239 135H241ZM11 135H12V133H10V136ZM100 135H103V134L100 133ZM107 135H108V133H107ZM233 135H235V133ZM127 136H129V134H127ZM220 136H221V133H220ZM243 136L244 135H241V137H243ZM6 137H7V135H6ZM85 137H86V140H85ZM94 137H96V136H94ZM234 137H233V139H234ZM105 138H106V136H105ZM195 138L196 137H194V139ZM225 138H227V137H225ZM227 139H229V138H227ZM244 139L246 140V137ZM249 140H250V137H249ZM12 141L10 140V142H12ZM0 142L3 143L4 142V138L0 137ZM10 142H8V143H10ZM126 142H127V140H126ZM229 142H231V139L229 140ZM239 142L241 143V141H239ZM15 143H14V145H15ZM214 143H217V142H214ZM220 143H221V141H220ZM11 144H13V143H11ZM106 144H107V142H106ZM201 144L203 145V143H201ZM175 145H173V146H175ZM227 145L230 146L229 143ZM104 146L105 145H103L102 148H105V150H106V147L107 146L106 147H104ZM213 146H215V145H213ZM244 147L245 146H242V148H244ZM195 148H196V146H195ZM227 148H229V147L227 146ZM110 151H112V150H110ZM122 152H123V155L121 154ZM53 153H54V151H53ZM142 154H145V155L147 154L146 157H145V159L146 158L148 159V157H152V158H149L148 161H144L143 163H138V162H133L132 161L133 160L132 158H135V157L140 156V155L142 156ZM127 156H128V158H127ZM166 157L169 158V159H167ZM125 158H127V159L125 160ZM72 159H69V162L71 161L73 163L74 161ZM191 160L194 163V161H193L194 158H192ZM66 161H68V158H67ZM102 161H104V160H102ZM155 161H157V162H155ZM64 163H65V161H64ZM133 163H135L134 166H133ZM74 164L75 163H73V166H77V165H74ZM182 164L185 165L186 168L188 166L191 169L192 172H199L198 170H200V169L197 168L196 165L194 166V164H192V163H191L192 164L191 165L189 163L187 164V163H182L181 162V165ZM43 165L45 166V164H43ZM124 166H122V167H124ZM78 167H76V168H78ZM95 167H96V163H95ZM140 170L142 172V169H140ZM147 172H149V171L147 170ZM231 172L232 171L229 169V171H226V174H224V176H223L222 175L223 173H221V175L219 174L220 173V170H219V171H216L215 172V175L214 176L217 177L216 178L217 180L219 178V181L218 182L220 184H222V185L224 184L229 189L228 182H231V179H230V175L232 174ZM183 174L185 176H187L188 178L190 177V174L189 173H187V174L183 173ZM204 175L208 177L207 174H204ZM261 175L262 174L260 172V176ZM65 176H66V173H65ZM195 176H197V175L195 174ZM41 177H43V176H40L39 177L40 180L37 183H40L41 182L40 184H43L42 181L44 179L42 180ZM50 177L52 178V177H54V175H51L50 174ZM174 177H175V175H174ZM192 177H194V176H192ZM198 177H199V175H198ZM57 178L58 177H56L55 180H57ZM194 179H195V177H194ZM196 179H197V177H196ZM210 179H211V177H210ZM200 181H202V179ZM48 183H50V182H48ZM111 183H113V182H111ZM183 183H184V181H183ZM194 183H193V185H194ZM219 183H217V185ZM116 184H117V182L112 185L113 188H118V186H120V185H118L119 183L117 185ZM163 184H164V181H163ZM108 185H110V184H108ZM123 185L126 188H128V184H123ZM198 185H199V183H198ZM202 185H203V183H202ZM215 185H216V183H215ZM222 185H218L221 190H222V187H223ZM39 186H41V185H39ZM54 186L55 185H53V187ZM124 186H123V188H124ZM207 187H209V186L206 185L205 188L207 189ZM226 187H225V189H226ZM38 189L43 190L42 187L41 188L38 187ZM154 189H155V187H154ZM161 189H162L163 192H166V186L165 185H161ZM167 189H168V187H167ZM172 189H174V188L172 187ZM9 191H11V190H9ZM158 191H157V193L159 194ZM67 192L70 193V195H68V193L65 194L61 190V193H64V194L63 195L62 194H59L58 195L59 196L58 198H64L65 199L68 196H70V198H75V197L78 198V199L81 198V196L78 195V192H69V190ZM13 193H14V191L11 192V195L12 196H13ZM71 193H72V195H71ZM165 194L167 195V193H160L159 194V197H157L154 200L155 208L157 210H159V208L160 209L162 208V206L158 207L161 204L164 205L163 206L164 210H167V209L169 210L168 206L170 207V209L173 208V206H174L175 203H173L172 200H171L172 201V203H171L170 201H168L169 198H167V201L168 202L164 201L165 197L162 198L163 195H165ZM172 194H171V196H172ZM179 194H181V193H179ZM229 194L230 195H228V196L233 197V194H231V192H229ZM25 195H28V194H25ZM65 195H67V196H65ZM48 196H49V194H48ZM182 197H183V195H182ZM184 197H185V195H184ZM16 199H19V198H16ZM37 199H36V201L38 202ZM64 199H59L58 201H56V205H54L55 204L54 202L53 203L50 202L49 205H50L51 208H48V209L42 208V209L45 210V213H43L44 211L39 213V212H36L37 209H29V207L27 206V202L26 203L24 202V205H20L18 207L16 204L13 203V200H12V202L5 203V201H6L5 198L0 196V264H243V263H240V262H236L235 260H237V259L234 260L232 254L228 253L229 251L227 253L226 252L223 253L222 258L221 259L219 258V260L216 261L214 259L215 255L213 254V252L215 251V246H217L219 244L218 247H221L222 248L225 245L221 241L220 242H216V240L214 239L215 237L212 236V235L211 236L210 235L208 236V234H206V236L203 238V241L201 242V240H200V242H201L200 246H196V247L192 248V254L189 255V253L188 254H185L186 251H184V250H186L188 248V247L186 248V246L183 243V242H185V241H183L184 236H181V234H179L178 232H176L177 233V234L175 233L176 236L173 237V229L171 228V226H169L170 224L169 225L168 224H164L160 220H159L160 221L159 222L157 219L152 218V220H150V221H148L146 223H143V222H142L143 224L141 223L142 224V227L141 228L143 229V231L145 230L144 233H142L141 235L140 234H136V233H132L130 235L129 233L126 234L127 230L125 232V229H124V225L125 224L123 222L124 220H121V217H119L121 215V213L118 211V209H121V208H118V209L115 208L113 210V205H110L113 211L108 212L110 210L106 211L105 208L102 205H99L98 204V206H100V207H102L104 209L102 211L101 209H97L96 207L93 208L95 210V213H98V216L95 215V214L86 215L84 212L87 211V209H88L87 202L89 203V201H83V200H81L82 199L81 198L80 201L78 200L79 201L78 204H73L72 201H64ZM203 199H204V197H203ZM92 200H94V199H92ZM209 200H210V198H209ZM73 201H74V199H73ZM231 201H235V200L232 199ZM68 202L70 203V206L68 207L69 210L70 209L73 210V211L77 210V211H79V213H81V216L79 217V219L77 218L78 221L70 222L66 217H63V215H61L58 212L59 210H61V208H60V207H62L61 205H63V204H66L67 205ZM203 202H205V201H203ZM93 203L95 204V202H93ZM169 203L170 204H173L172 205V208L169 205ZM176 203H177V201H176ZM94 204L92 206H94ZM167 204H168V206H167ZM204 204H206V202ZM49 205H47V206H49ZM66 205H65V207H66ZM107 205H105L106 208H107ZM233 205L236 206L235 205V202H233ZM176 206H177V204H176ZM199 206H201V204ZM225 208H226V206H225ZM6 209H8V210L6 211ZM38 209H40V208H38ZM96 209H97V211H96ZM121 210H123V209H121ZM236 210H233V211L236 212ZM176 212H178V209L173 210V213H172V216L173 217H176L177 216ZM235 215H236V213H235ZM149 224H151V226L152 225H154V226L156 225L158 227H156V229H154V228L150 227ZM145 227H146V229H145ZM142 229L140 230V232L142 231ZM102 233H104L105 235L109 236L108 237V240L106 242V245L109 247L108 250H105V249L102 250L101 248H99V249L96 250V249H94L93 245L90 244L91 242H93L90 239H91V237H93L94 234L98 235V234H102ZM237 233H238V231H237ZM169 235L172 236L173 237V241L176 240L177 243H175L172 240H170L169 239ZM259 235L261 236L262 234H259ZM258 237H259L258 234H255L254 236H252V239H254L256 241V240L259 239ZM216 243H217V245H216ZM58 247L63 248L64 251H62L61 253L57 252V248ZM113 252H118L119 255H121V256L119 258H114V256H113L114 253ZM208 253L213 254L214 257H212L211 259H209V261H206L204 259L206 258L207 255H209ZM95 254L99 255V257L101 256V259L100 258L97 259V258L93 257V255L96 256ZM215 254H217V252ZM256 257H259V255H257ZM260 257H261V259L263 258L262 255ZM202 260H204L205 262H203ZM249 264H251V263H249Z\"/></svg>",
    "mask_w": 264,
    "mask_h": 264
},
{
    "label": "snow or ice",
    "instance_id": "6c2138e0",
    "mask_svg": "<svg viewBox=\"0 0 264 264\" xmlns=\"http://www.w3.org/2000/svg\"><path fill=\"white\" fill-rule=\"evenodd\" d=\"M77 7L79 8H83L84 6L83 5H77ZM89 7H91V0H89ZM105 8L109 7V5L106 3L104 5ZM141 7H144L145 9H148L150 11H156V9H153L151 8L150 5H141ZM157 9L159 7H161L160 5H157L156 6ZM67 11V10H66ZM97 15H101L103 14L102 12H98L96 13ZM68 15L71 16L72 13L71 12H68ZM81 15H87L89 19H91V14H88V13H81ZM65 23H67V21H65ZM29 32L30 33H35L34 36H27L25 37L26 39H33L35 40V42L41 47L43 48V44H44V41L45 39H50V38H59L60 40H63L64 39V36L60 30V28L58 26H55V25H52V24H36L35 28L33 29H29ZM136 36L138 37L139 36V33H136ZM130 43V42H129ZM57 47H59V45H57ZM45 52H47L49 55H51V50L48 49V48H44L43 49ZM0 51H2V49H0ZM141 53L139 52H134L132 55L133 56H138L140 55ZM196 54V49L193 48L191 50V52L189 53V55H195Z\"/></svg>",
    "mask_w": 264,
    "mask_h": 264
},
{
    "label": "water",
    "instance_id": "95a60500",
    "mask_svg": "<svg viewBox=\"0 0 264 264\" xmlns=\"http://www.w3.org/2000/svg\"><path fill=\"white\" fill-rule=\"evenodd\" d=\"M149 158H152V157H148V159H149Z\"/></svg>",
    "mask_w": 264,
    "mask_h": 264
}]
</instances>
